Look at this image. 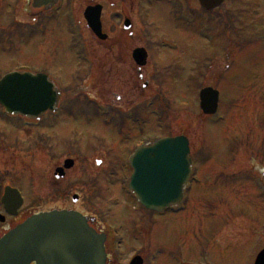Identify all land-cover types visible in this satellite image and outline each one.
<instances>
[{
    "label": "rangeland",
    "instance_id": "1",
    "mask_svg": "<svg viewBox=\"0 0 264 264\" xmlns=\"http://www.w3.org/2000/svg\"><path fill=\"white\" fill-rule=\"evenodd\" d=\"M64 1L67 2L61 0V3ZM83 3L84 0H79L77 6ZM115 3L116 0H110L107 4L109 17L115 10ZM63 4L66 6L65 2ZM63 4L56 12L57 9L45 7L37 9L33 0H0V80L9 73L21 71L23 66L31 69L30 72L34 69L59 80L58 86L64 91L63 101L74 95L85 98L90 93L97 97L98 92L91 89L88 81L76 86L72 75L75 64L68 57L70 51L73 54L81 45L94 48L87 33L90 30L84 20V11L78 9L73 17L70 16L80 38L83 33L86 35L80 45V41L70 36L72 30ZM54 14L56 19L48 21L47 17ZM263 14L264 0H230L214 13V20L197 11L195 23L192 18L194 25L183 33V40L174 38L176 32H173L170 38L173 41L158 42L165 38L158 37V41L150 43L152 58L147 64L153 68L154 83L139 96L140 100L135 101L133 108L122 105L117 111L108 105L107 111H103L98 105H92L77 110L79 114L74 113L75 134L78 135V129L80 134L86 132L85 150L89 147L90 152L77 150L81 140L79 142L76 137L73 152L80 161L71 171L69 181L74 192L82 198L77 206L79 211L88 210L100 221L103 219L115 227H122L125 241L122 255L115 254L110 264H129L130 255L138 252L145 264H149L147 259L155 264H181L179 257L198 262L202 258L195 253L198 254L200 242H203L202 257H206L203 259L212 264H249L251 257L264 248V184L260 186L264 182V30L250 34L255 39L246 43L245 50L240 38L236 37L234 48L226 42L229 17L236 19L232 21L238 23L236 29L249 24L250 29L256 31L264 28L261 26L264 25ZM16 19L21 24H16ZM216 21L222 26L219 24L217 28ZM45 29V32L41 31ZM155 33L170 35L164 31ZM206 87L220 91L216 116H208L200 108L199 93ZM146 104L150 105L147 110ZM86 111L87 116L98 118L86 123L82 114ZM138 111L144 125L138 120L128 121L124 139L118 142L116 134L112 135L116 133L114 122L121 115L128 119ZM3 113L0 106V116ZM102 113L110 115L108 126L102 122ZM20 123L18 121L17 125ZM84 124L88 128L82 127ZM24 125L25 122L19 132L13 128L14 124L6 125V131L13 137H23L21 131L30 132ZM0 130H4L3 126ZM8 132L6 186H19L26 205L36 206L39 203L38 179H45L49 168L42 170L44 177L37 175L38 168L31 162L36 152L28 149L29 139L24 136L21 145L20 138L13 145L15 139L7 135ZM104 134L108 136L105 141L101 138ZM176 136L187 137L190 141L197 171L195 177L199 181L187 196L188 210L205 216L202 229L197 230L193 239L179 236L183 218L157 217V212L147 210L136 199L127 196L124 188L132 174L125 161L134 147L140 142ZM97 161H102L101 167ZM65 183L61 181L60 187ZM222 221L227 225L225 233L236 237L227 241L247 242V246L235 248L236 252L230 251L231 255L218 254L212 247V236L207 237V234L213 233ZM244 231L249 239L242 240L239 236Z\"/></svg>",
    "mask_w": 264,
    "mask_h": 264
},
{
    "label": "flooded vegetation",
    "instance_id": "2",
    "mask_svg": "<svg viewBox=\"0 0 264 264\" xmlns=\"http://www.w3.org/2000/svg\"><path fill=\"white\" fill-rule=\"evenodd\" d=\"M77 1L79 0H76V2L70 0H67V2L64 1L66 3L65 7L72 30V33H68V35L70 34L72 37L77 35V30L74 25V19L70 18V16L73 17V13L78 9H83V11H85L90 7L99 6L100 8L101 36L99 38L96 37L91 32L90 28H88L90 32H87L91 38L90 44H92L94 48L91 49L89 45V49L84 47L83 50H74L73 54H71L70 51L68 55L71 61L75 65L77 64L76 66L73 65L76 70L72 73L76 80V86L81 85V82L85 83L88 81L91 89H95V91L98 92V96L93 97V95H91V97L89 95L87 98H80L74 95L73 98L60 102L61 104L58 109L59 113H47L39 122H32L31 126L27 127L30 130L29 133L20 132L24 133L23 137L26 136L29 139L28 149H33L36 152V156L31 162L38 168H35L37 175L42 174L44 177L45 173L42 171L44 167L49 168V171L45 179H38V188L36 189L39 203L33 207L24 205L16 212L15 216L9 215L6 212V207L2 204V198L5 194L6 183L8 181V177H6V132H8L6 131V125L11 127L14 124L15 126H13V128L15 127L17 129L23 126V124L17 125L18 121L15 120L17 117L10 118L6 115L0 116V126L4 128L3 131L0 130V167L2 168V171H0V214L4 217V223L0 222V238L38 213L47 212L51 209L66 211L76 210L88 218L92 228L98 233L106 235L105 250L109 259L108 264H110L115 254L122 255L121 249H123L125 244L122 235V227L116 226L118 231L116 232L115 236H117V238L114 242L112 240L113 237L110 235L108 225L103 219L100 221L96 216L91 215L88 210L82 212L77 209V206L82 202V198L79 193L74 192L73 186L69 181L71 171L80 161L76 158L78 156H75L73 152L76 137L79 142L81 140L80 145L76 147L77 150L85 151L86 153L90 152L89 147L85 150V141L86 138H88L85 137L86 132L83 131V134H80L81 132L78 129V135L75 134V127L77 126L74 122V115L79 114L76 111L80 108L85 109L90 103L96 105V103H93L95 101L99 102L100 110L103 111H107L108 105L112 106V108H115L117 111H120L119 109L122 105L133 108V105L136 104L135 101L140 100L139 96L151 88L155 78L152 66H148L147 64L146 66L140 67L138 61L135 59L134 53H136L138 49L146 50L149 63L152 58L151 42L158 41V37H165L158 42L162 40L173 41L170 39L173 37L172 35H174L173 32H176L174 38L183 40L185 38L183 33H187V28L194 25L192 18L195 19L197 17L196 11H200L202 15L210 14L202 11V7L198 0H190L191 3L188 2V0H116L114 5L115 10L109 17L108 11L110 9L107 4L110 0H84L81 6H77ZM245 1L250 2V0ZM218 10L213 11V13ZM155 13H157V18H155ZM213 13L212 16L215 17ZM231 14L234 15L233 13ZM55 15L56 14L48 16L47 20H55ZM13 16L10 22H12ZM228 20L229 22L226 21V42L228 46L231 45L233 48L236 46L234 42L236 37L240 38L241 43L245 44L249 40L255 39L253 36H250V34L254 32L258 33L259 30H264V28L261 27L256 31H252L249 24L241 25L242 28L238 30L236 29L238 23H232V21L235 22L236 19L234 17H229ZM81 21H83V19ZM162 21H164V23H162ZM19 23L20 22L16 19V24ZM215 23L217 24V28H219V24L222 26V23H218L217 21ZM8 24L10 25L11 23ZM261 26L264 25L261 24ZM44 27H46V24H44ZM7 30L8 27H6V31ZM46 30L47 29H45V31ZM157 31H164L171 36H161L159 33H155ZM82 36L86 38L84 33ZM242 36L246 38H242ZM85 38L83 40H85ZM161 74L162 72H160L159 75L161 76ZM161 77L158 79H161ZM59 83V80H57V84ZM132 108H129V110ZM82 114L84 118L86 117L85 121L87 123V115L84 113ZM100 117L103 118V121L101 118L99 119L107 126L105 114H102V116L100 115ZM123 117L124 115H121L120 118H117L114 122L116 133L112 135L116 134V140H118V142L124 139V133L129 124L128 121H137L138 119L137 114L128 116V119H124ZM97 118L92 117L91 119ZM22 120L23 119H21L20 122H22ZM82 127H85V129L88 128L87 124H84ZM20 130L19 128V131ZM10 134L11 133L8 132L7 135ZM112 135L110 136L112 137ZM11 136L15 139L12 143L13 145H15L16 140L19 138V145H21L22 135H20V137H13L12 134L10 137ZM106 137L108 136L105 135L101 138L105 141L107 139ZM69 161H74L72 170L66 169ZM58 174L64 175V177L60 179ZM61 181H66L65 186L62 188L60 187ZM42 191L44 193H42ZM169 215H157V217L167 219L170 217L183 218L184 221L180 223L182 230L179 236H182L184 239H193V237L197 235V230H201L203 227L202 218L205 216L202 215L201 212L197 211L194 214L186 209L176 214ZM155 216L156 215H154L153 218ZM223 223H225V225ZM221 226L222 228L220 229ZM226 228V222L222 221L218 224L217 228L214 229L213 226V233L211 232L209 236L207 234V237L212 236L210 237L214 242L212 247L220 255H231L230 251L234 254L236 252L234 251L236 250L235 248L247 246L248 244L247 242L227 241L229 238L235 239L236 237H234L232 233H225ZM183 231L187 232V234ZM239 236L242 237V240L249 239V236H246V231L241 232ZM202 245L203 242L198 244V254L197 252L195 253L197 257L202 259L198 262H193L179 257L181 264H212L208 259H203L206 257H202ZM263 250L264 248L259 249V251L251 257V262H249V264H255L258 255ZM138 253H135L134 256L131 254L130 260L134 257L141 256L140 253ZM153 257L156 259V256ZM142 260L143 264H145V259ZM147 261L149 262L148 259ZM150 263L155 264L153 261H150Z\"/></svg>",
    "mask_w": 264,
    "mask_h": 264
},
{
    "label": "water",
    "instance_id": "3",
    "mask_svg": "<svg viewBox=\"0 0 264 264\" xmlns=\"http://www.w3.org/2000/svg\"><path fill=\"white\" fill-rule=\"evenodd\" d=\"M224 0H200L208 10ZM36 8H52L58 0H34ZM100 11L89 13V25L100 33ZM140 66L146 65V52L135 54ZM59 100L54 84L45 75L14 73L0 82V103L11 115L38 117L53 110ZM218 93L212 89L201 93V107L214 114ZM135 173L131 188L146 208L163 211L180 203L191 174L189 142L186 138L166 139L141 148L133 159ZM71 165L68 167L70 168ZM170 167L171 178L161 186L155 176ZM9 207L18 198L8 193ZM106 264L104 238L88 226L85 219L74 214L52 213L35 216L0 241V264ZM132 264H141L135 261ZM257 264H264V251Z\"/></svg>",
    "mask_w": 264,
    "mask_h": 264
},
{
    "label": "snow or ice",
    "instance_id": "4",
    "mask_svg": "<svg viewBox=\"0 0 264 264\" xmlns=\"http://www.w3.org/2000/svg\"><path fill=\"white\" fill-rule=\"evenodd\" d=\"M170 178H171L170 167L160 170V172L155 176V179L161 186L165 185L170 180Z\"/></svg>",
    "mask_w": 264,
    "mask_h": 264
}]
</instances>
